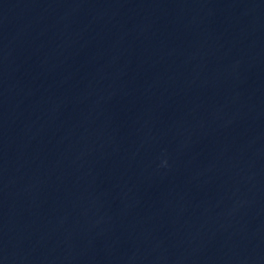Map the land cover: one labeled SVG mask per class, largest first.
Wrapping results in <instances>:
<instances>
[{
    "label": "water",
    "instance_id": "obj_1",
    "mask_svg": "<svg viewBox=\"0 0 264 264\" xmlns=\"http://www.w3.org/2000/svg\"><path fill=\"white\" fill-rule=\"evenodd\" d=\"M0 264H264V0H0Z\"/></svg>",
    "mask_w": 264,
    "mask_h": 264
}]
</instances>
